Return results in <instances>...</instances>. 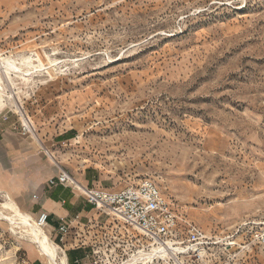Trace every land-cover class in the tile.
<instances>
[{
	"label": "rangeland",
	"instance_id": "obj_1",
	"mask_svg": "<svg viewBox=\"0 0 264 264\" xmlns=\"http://www.w3.org/2000/svg\"><path fill=\"white\" fill-rule=\"evenodd\" d=\"M0 55L30 68L1 66V126L80 194L76 182L117 190L151 178L181 218L175 239L189 221L205 235L203 258L131 264H264L251 241L264 223V0H0ZM16 182L0 169V202L28 213ZM88 208L64 241L45 228L68 264H130L156 242ZM35 263L48 264L1 218L0 264Z\"/></svg>",
	"mask_w": 264,
	"mask_h": 264
},
{
	"label": "built area",
	"instance_id": "obj_2",
	"mask_svg": "<svg viewBox=\"0 0 264 264\" xmlns=\"http://www.w3.org/2000/svg\"><path fill=\"white\" fill-rule=\"evenodd\" d=\"M21 127L24 131H31L24 125ZM73 182L69 174L61 169L59 176L48 180V185L60 184L73 187ZM82 193L87 203L99 209L108 208L112 210L120 217L119 220L131 225L138 231L140 230L141 234L160 244L166 245L168 242H173L181 245L183 250L192 253L197 258H203L207 252V242L203 239L205 235L199 225L194 222L189 221L187 223V239H175L181 218L173 210L172 203L162 188L151 178H143L136 185L131 184L117 190L85 186V191ZM34 198H38V195H34ZM49 217V212L40 211L36 219L40 226L46 227L49 226ZM78 219V216L60 219L57 231L61 235L62 241L71 233L73 224ZM251 241L264 250V223L252 230ZM86 257L90 259L89 254ZM80 261L81 259L75 260L76 263H80ZM90 264H100V261L93 256L90 259Z\"/></svg>",
	"mask_w": 264,
	"mask_h": 264
},
{
	"label": "crops",
	"instance_id": "obj_3",
	"mask_svg": "<svg viewBox=\"0 0 264 264\" xmlns=\"http://www.w3.org/2000/svg\"><path fill=\"white\" fill-rule=\"evenodd\" d=\"M0 169L13 174L17 185L21 186L20 190L12 192L21 209L34 217L40 211L49 212L50 233L57 231L61 218L81 217L90 211L88 203L75 188L48 185V180L59 176L61 169L52 165L29 137L14 135L9 127L1 125ZM34 195H38V198H34Z\"/></svg>",
	"mask_w": 264,
	"mask_h": 264
},
{
	"label": "bare ground",
	"instance_id": "obj_4",
	"mask_svg": "<svg viewBox=\"0 0 264 264\" xmlns=\"http://www.w3.org/2000/svg\"><path fill=\"white\" fill-rule=\"evenodd\" d=\"M25 64L31 66L33 69L34 68L36 69L38 67L42 68L44 66L43 63L37 64V65L34 64L30 58H27L25 60L24 65ZM1 66H3L8 72L11 70L13 71L15 70L17 72L25 71L28 73L30 71V68L27 69L28 68L27 67L25 69L22 64H19V62L11 60L9 58H4L0 55V68ZM6 97H7V94H5L4 92V88L1 84V78H0V108L5 105ZM24 121H23V125L26 126L27 128H30L28 125H26ZM29 121L31 122V120ZM76 183H77L76 187L79 190H81V192H84L85 186L81 185L78 182ZM109 212L112 213L113 215H116L114 212H112V210H109ZM116 216L118 219H120L118 215ZM1 218L10 222L14 227L20 229L21 232L27 234L30 237V239L36 244L41 255L47 259L48 264H68L67 256L65 253L63 254L62 257L59 256L60 248L50 238L49 234L46 232L45 228L47 226L46 227L40 226L35 217L20 210V208H18V206L15 204V202L10 197H8V199L5 202L3 203L0 202V219ZM138 232L141 234L140 230ZM155 244H158V245H155ZM179 252H185V250H183L181 246L176 245L173 242H168L166 245L160 244L158 242H154L150 251L141 250L137 254H134L127 261H129L131 264V262L146 261V260L153 259L155 257L163 258V257H166L168 254L179 253Z\"/></svg>",
	"mask_w": 264,
	"mask_h": 264
},
{
	"label": "trees",
	"instance_id": "obj_5",
	"mask_svg": "<svg viewBox=\"0 0 264 264\" xmlns=\"http://www.w3.org/2000/svg\"><path fill=\"white\" fill-rule=\"evenodd\" d=\"M71 258H72V257H71ZM76 259H79V258H74V259H73V262H74V263H76V262H75ZM36 263H37V262H36ZM36 263H35V264H36Z\"/></svg>",
	"mask_w": 264,
	"mask_h": 264
}]
</instances>
